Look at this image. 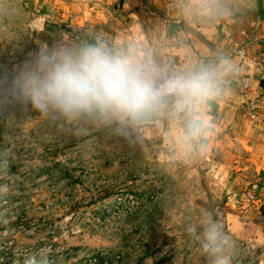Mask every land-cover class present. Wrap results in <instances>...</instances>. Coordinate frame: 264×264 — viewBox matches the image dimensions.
I'll use <instances>...</instances> for the list:
<instances>
[{"label": "rangeland", "instance_id": "rangeland-1", "mask_svg": "<svg viewBox=\"0 0 264 264\" xmlns=\"http://www.w3.org/2000/svg\"><path fill=\"white\" fill-rule=\"evenodd\" d=\"M134 17H180L226 61L264 40V0H0V264H209L198 237L210 219L231 238V264H264V219L240 218L226 190L232 167L182 128L184 99L132 126L99 111L42 113L10 94L41 49L102 44L134 59L145 47L128 29ZM167 73L186 75L156 81Z\"/></svg>", "mask_w": 264, "mask_h": 264}, {"label": "crops", "instance_id": "crops-1", "mask_svg": "<svg viewBox=\"0 0 264 264\" xmlns=\"http://www.w3.org/2000/svg\"><path fill=\"white\" fill-rule=\"evenodd\" d=\"M168 18L162 21L164 25L155 18L146 22L136 17L128 20V29L137 32L145 44L140 46L141 51H134V59L145 67L159 69L156 80L176 68L186 75L210 73V94L185 100L191 126L182 128L209 154L218 150L225 153L222 158L232 167L226 190L231 204L242 210V216H238L244 221L264 219V40L250 42L240 57L226 61L216 58L206 35L204 40L200 37L203 35L192 36L182 23L184 19ZM134 37L128 42L133 43L130 40L135 41ZM254 45L257 55H250ZM152 113L156 120V107Z\"/></svg>", "mask_w": 264, "mask_h": 264}, {"label": "clouds", "instance_id": "clouds-1", "mask_svg": "<svg viewBox=\"0 0 264 264\" xmlns=\"http://www.w3.org/2000/svg\"><path fill=\"white\" fill-rule=\"evenodd\" d=\"M159 69L137 63L130 55L116 54L104 45L77 50H39L15 71L10 94L24 104L47 113L75 116L95 111L136 120L147 115L167 96L184 100L210 94V73L175 75L157 83ZM9 83L5 74L0 85ZM201 252L209 264H231V238L215 220H208L199 234ZM25 264H34L32 258Z\"/></svg>", "mask_w": 264, "mask_h": 264}, {"label": "water", "instance_id": "water-1", "mask_svg": "<svg viewBox=\"0 0 264 264\" xmlns=\"http://www.w3.org/2000/svg\"><path fill=\"white\" fill-rule=\"evenodd\" d=\"M42 26H43V19H38L37 21H35L33 23V27L35 29H38V30H41L42 29ZM155 117H154V114L152 113V110L145 116H142L136 120H129V119H126L124 121L125 124H128V125H132V126H141V125H145V124H153L155 123Z\"/></svg>", "mask_w": 264, "mask_h": 264}, {"label": "built area", "instance_id": "built-area-1", "mask_svg": "<svg viewBox=\"0 0 264 264\" xmlns=\"http://www.w3.org/2000/svg\"><path fill=\"white\" fill-rule=\"evenodd\" d=\"M175 75H180V74H178V73H167V74L163 75L162 79H161L160 81H157V83H162L165 79H168V78H170V77H172V76H175ZM169 97H171V96H167V97H165L163 100H166V99H168ZM163 100H162V101H163Z\"/></svg>", "mask_w": 264, "mask_h": 264}, {"label": "trees", "instance_id": "trees-1", "mask_svg": "<svg viewBox=\"0 0 264 264\" xmlns=\"http://www.w3.org/2000/svg\"><path fill=\"white\" fill-rule=\"evenodd\" d=\"M97 257V256H96ZM98 259L100 260V257H98Z\"/></svg>", "mask_w": 264, "mask_h": 264}]
</instances>
